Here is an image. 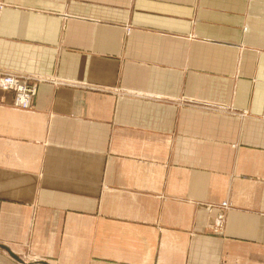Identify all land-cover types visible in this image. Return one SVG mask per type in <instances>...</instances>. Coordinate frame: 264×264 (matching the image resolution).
Wrapping results in <instances>:
<instances>
[{"label": "crops", "instance_id": "0c3cea01", "mask_svg": "<svg viewBox=\"0 0 264 264\" xmlns=\"http://www.w3.org/2000/svg\"><path fill=\"white\" fill-rule=\"evenodd\" d=\"M0 72V264H264V0H0Z\"/></svg>", "mask_w": 264, "mask_h": 264}, {"label": "built area", "instance_id": "2783aa9c", "mask_svg": "<svg viewBox=\"0 0 264 264\" xmlns=\"http://www.w3.org/2000/svg\"><path fill=\"white\" fill-rule=\"evenodd\" d=\"M0 90H7L13 93V104L22 108L30 106L32 97L36 92V84H29L26 80L11 73L0 72ZM222 208L227 207L226 202H222ZM222 220V214L216 218V225Z\"/></svg>", "mask_w": 264, "mask_h": 264}]
</instances>
